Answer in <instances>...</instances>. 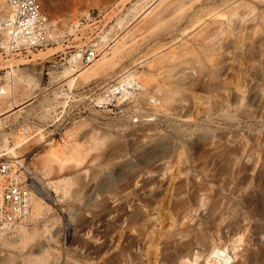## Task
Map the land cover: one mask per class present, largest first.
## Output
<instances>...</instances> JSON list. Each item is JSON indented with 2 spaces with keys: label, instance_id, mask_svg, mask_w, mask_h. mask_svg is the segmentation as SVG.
<instances>
[{
  "label": "rangeland",
  "instance_id": "rangeland-1",
  "mask_svg": "<svg viewBox=\"0 0 264 264\" xmlns=\"http://www.w3.org/2000/svg\"><path fill=\"white\" fill-rule=\"evenodd\" d=\"M40 2L59 39L0 49V151L58 192L0 230V264H264V0ZM93 45L87 68L69 60ZM128 73L135 96L85 99ZM53 151L71 161L43 168Z\"/></svg>",
  "mask_w": 264,
  "mask_h": 264
},
{
  "label": "built area",
  "instance_id": "built-area-1",
  "mask_svg": "<svg viewBox=\"0 0 264 264\" xmlns=\"http://www.w3.org/2000/svg\"><path fill=\"white\" fill-rule=\"evenodd\" d=\"M59 31L57 21L42 8L40 0H2L0 49L13 54L43 48L57 42ZM103 52L104 49L100 50L96 45L89 46L82 51L80 63L83 67H88ZM114 86L116 85H112L111 88ZM58 87L59 85L56 86L55 91L57 97L65 99L66 103L69 102L72 92ZM96 90V87L90 86L87 90L88 95L84 98L95 107H106L107 103L99 102L97 99ZM104 94H108L106 90L102 95ZM114 101L116 100L114 99L112 103ZM130 118L134 122L139 121L138 115L130 116ZM5 154L0 151V230L26 222L31 214L32 185L28 181L26 170L16 157L5 156Z\"/></svg>",
  "mask_w": 264,
  "mask_h": 264
},
{
  "label": "bare ground",
  "instance_id": "bare-ground-1",
  "mask_svg": "<svg viewBox=\"0 0 264 264\" xmlns=\"http://www.w3.org/2000/svg\"><path fill=\"white\" fill-rule=\"evenodd\" d=\"M36 55L38 56V54H36ZM80 56H81L80 52L76 53L69 60L70 61L76 60ZM95 72H96L95 69H91V70L82 69V70L78 71V70H75L74 68L70 67V68H64L62 70H59L57 73H61V74H63L66 77H70V81H74L78 76H81V77H84V78L92 77L93 75H95ZM129 73L126 74L125 76L121 77L120 80H119L120 82H115L116 86L111 88V86L114 85V84H110L108 87H106V91H107L108 94L107 95L104 94V95L98 96L97 99L99 100V102H105V103H107V106H109V105H112V101L114 99L116 100V104H117V103H120L122 100H125L128 97H133L137 93H139V91L142 90V84L137 80V78L134 75L129 74ZM0 92H6V91H4L3 88H1ZM116 93H119V94L116 95ZM55 96H57V94ZM152 99H153V101L155 100V98H152ZM62 101L64 103H66L65 99L62 100ZM15 107H17V106H15ZM56 153L59 154L60 152L58 151ZM56 153H54V151H53V152H51L49 154L50 157H47L46 159H44L43 168L49 166L51 161H57L58 164L60 165V167H62L65 163H67L68 160L71 161L69 156H67L68 158L67 157H62V154L58 155ZM76 155H77V153H76ZM72 156L73 155H71V157ZM74 158L72 157L73 160H76ZM46 169L47 168H45L44 170H46ZM29 178H30V183L32 185V189H31V196H30L31 197V214H30V217H29L28 220H30L31 222H35L36 220H38L43 215L44 211L48 210V207L46 205V199L48 200V199L51 198L48 189L50 188V191L51 190L52 191L56 190V192H58V190L56 188V185L54 187L53 186H47L46 184L41 183V181L38 178H35V179H33L34 177H29ZM68 182H69V180L64 181V183H60L61 185L59 187V190H61L63 195H65V193L67 191L66 190V185L68 184ZM129 217H133V216H129ZM117 218L120 219V216H117ZM67 228L68 227H67V224H66V231H67ZM17 231L20 232V233H24L26 230L22 226H20L17 229ZM0 236H3V235H1V233H0ZM225 253L226 252L224 250L211 249L209 251V253L207 254L205 264H229L230 261H231V256H229V255H227ZM39 260H41V259H39ZM42 263L43 262H41V264ZM186 263L190 264V261H188Z\"/></svg>",
  "mask_w": 264,
  "mask_h": 264
}]
</instances>
